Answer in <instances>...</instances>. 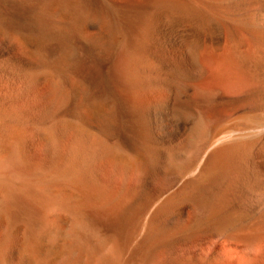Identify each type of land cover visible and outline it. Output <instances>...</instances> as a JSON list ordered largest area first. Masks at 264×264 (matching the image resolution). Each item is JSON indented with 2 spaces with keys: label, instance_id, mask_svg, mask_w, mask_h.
Here are the masks:
<instances>
[{
  "label": "bare ground",
  "instance_id": "bare-ground-1",
  "mask_svg": "<svg viewBox=\"0 0 264 264\" xmlns=\"http://www.w3.org/2000/svg\"><path fill=\"white\" fill-rule=\"evenodd\" d=\"M13 1L0 0V19L15 29V11L27 7L14 11ZM103 1L81 0L94 11ZM111 3L126 22L127 44L84 40L77 29L66 40L58 33L65 42L55 36L44 51L64 46L66 72L52 66L39 83L45 90L35 89L12 42L0 39V133L23 129L22 150L30 145L52 177L36 203L48 212L47 231L40 225L13 236L3 228L1 251L18 245L15 264H264V0ZM25 19L22 30L33 34L32 16ZM66 75L79 77L86 100L108 103L93 133L69 124L86 118L69 121L80 94ZM1 167L0 217L12 205L11 220L27 224L33 185L11 194Z\"/></svg>",
  "mask_w": 264,
  "mask_h": 264
},
{
  "label": "rangeland",
  "instance_id": "rangeland-1",
  "mask_svg": "<svg viewBox=\"0 0 264 264\" xmlns=\"http://www.w3.org/2000/svg\"><path fill=\"white\" fill-rule=\"evenodd\" d=\"M27 1V2H26ZM73 1H74V3H73ZM77 1V0H76ZM75 0H14L13 1V4H12V7H13V9H14V11L16 10V8L18 9V7H20V6H24V7H27V8H23L24 9V11H25V14H26V12H27V14H26V16H28L29 17V15L31 14V16H32V18H33V24H34V27H33V34H29L28 33V31L27 30H22V28L24 27L25 29H26V27H25V24H26V19L25 18H27V19H29L28 17H26L25 16V14H24V11H23V13L22 12H20V14L18 15V11H17V13H16V11H15V16L17 15L18 16V18H17V16H16V18L14 17V21H13V25H18V26H20L19 24L20 23H22V25L24 24V26H20L21 28H19L17 25H16V28L14 29V27L15 26H11V24H10V21L8 20V19H0V23L3 25V27H1L2 25L0 24V39L1 40H6L5 41V43H9V42H12L11 44H13L14 45V54L13 55H16V54H19L18 56H21L23 59L25 58V62H24V64H26V65H24L25 66V68H26V71L28 70V69H30L32 72H33V84H34V86L36 85V87H35V89L37 90H39V88H41L42 90H45V87L43 88V85L41 86V84H39L40 83V81H41V79H44L45 77H47V72H49L51 69H52V66L54 67L53 69H55L56 67H57V71H58V73L60 74V75H64L65 74V70H66V50H65V47L63 46V47H61V49L58 51V52H56V54H54V55H50V54H48V53H46L45 51H44V48H45V46L47 45V44H50L56 37L55 36H58V38H56L57 40L59 39L60 41L63 39H67L66 37H68V35L71 33V31H73L74 33H75V30H76V32L81 36V37H84V38H82V39H84V40H89V41H95V39H99V40H102L101 42H107V43H105V44H109V45H113L112 47H118L119 46V44H120V46H122V44L124 43H126L127 44V42L129 41V31H128V28L126 27V22H125V20H120V19H118L117 17H116V15H115V11H113V9H114V7L112 6V3H111V0H104L103 2H105V4L103 3V8L101 9V8H99V9H101L100 11L99 10H96L95 9V11L94 10H91L90 8H87L86 7V5L85 4H83V2H81V0H78L77 2H76ZM18 2V3H17ZM31 2V3H30ZM42 2V3H41ZM64 2V3H63ZM76 2V3H75ZM108 2H109V4H108ZM15 3V4H14ZM20 3H22V4H20ZM69 3V4H68ZM79 3V4H78ZM18 4V5H17ZM36 4V5H35ZM74 4V5H73ZM31 5V6H30ZM22 6V7H23ZM80 6V7H79ZM31 7V8H30ZM33 7V8H32ZM75 7V8H74ZM79 9H77V8ZM84 9H83V8ZM105 7V8H104ZM28 8H29V11H27L28 10ZM87 9V10H86ZM90 9V10H89ZM94 9V8H93ZM46 10V11H45ZM104 10V11H103ZM33 11V12H32ZM71 11V12H70ZM79 11V12H78ZM99 11V12H98ZM108 11V12H107ZM75 12H77V13H75ZM81 12V13H80ZM86 12V13H85ZM47 13H49V14H47ZM104 13V14H103ZM24 14V16H25V18L24 17H22V15ZM44 14V15H43ZM83 15V17H84V19H83V17H82V15ZM91 14V15H90ZM77 15V16H76ZM99 15V16H98ZM19 16H21L22 17V20H24V21H19V23H16V21L18 22V20H19V18H20V20H21V17H19ZM46 16V17H45ZM57 16V17H56ZM82 18H81V17ZM98 16V17H97ZM111 16V17H110ZM41 17H43L42 19H41ZM49 19V20H47V19ZM56 18V19H55ZM79 18V19H78ZM109 18V19H108ZM54 19V20H53ZM6 20V22H4ZM36 20V21H35ZM47 20V21H46ZM58 20V21H57ZM60 20V21H59ZM84 20V21H83ZM121 22H120V21ZM38 21H40V22H38ZM43 21V22H42ZM61 21H62V23H61ZM64 21V22H63ZM109 21H110V23H109ZM15 22V23H14ZM29 22H30V20H29ZM48 24H47V23ZM53 22V23H52ZM72 22V23H71ZM112 22V23H111ZM123 22H125V24L123 23ZM7 23V24H6ZM27 23H28V21H27ZM44 23V24H43ZM61 23V24H60ZM71 23V24H70ZM117 23V24H116ZM38 25V27H37V25ZM46 24V25H45ZM56 24V25H55ZM58 24V25H57ZM64 24H65V27H63L64 26ZM74 24V25H73ZM50 25V26H49ZM55 25V26H54ZM60 25V26H59ZM69 25V26H68ZM92 25V26H91ZM109 25H110V27H109ZM125 25V26H124ZM4 26H5V28H4ZM9 26H11L12 27V30L10 29L11 27H9ZM66 26H68L67 28H66ZM115 26V27H114ZM46 27V28H45ZM52 27V28H51ZM55 27V28H54ZM120 27V28H119ZM4 28V29H3ZM23 28V29H24ZM38 28H42V29H37ZM61 28V29H60ZM63 28V29H62ZM70 29V31H69V29ZM74 30H73V29ZM6 29V30H5ZM20 29H21V32H20ZM57 29H59V31H57ZM114 29V30H113ZM119 29H120V31H119ZM10 30V31H9ZM15 30H17V31H15V33H14V31ZM49 30H51V31H49ZM56 30V31H55ZM65 30V31H64ZM68 30V31H67ZM2 31H4V34H3V32ZM7 31H9V32H7ZM12 31V32H11ZM19 31V32H18ZM37 31V32H36ZM43 31V32H42ZM55 31V32H54ZM112 31V32H111ZM128 31V32H127ZM6 32L8 33V34H6ZM39 32V33H38ZM51 32V33H50ZM55 34H54V33ZM65 32H69V34H67V33H65ZM100 32V33H99ZM107 32V33H106ZM123 32H124V34H123ZM24 33H26V34H23ZM36 33V34H35ZM40 33H42V34H40ZM46 33H49V35L48 34H46ZM54 35H53V34ZM61 33V35H60V37L62 38V39H60V37H59V34ZM64 33H65V35H64ZM114 33H116V34H114ZM120 33V34H119ZM6 34V35H5ZM15 34H16V36H15ZM40 34V35H39ZM99 34V35H98ZM101 34V35H100ZM113 34V35H112ZM4 35V36H3ZM90 35V36H89ZM95 35V36H94ZM105 35V36H104ZM7 37V39H6V37ZM62 36H64V37H62ZM86 36H87V38L88 37H90V38H86ZM92 36H94L95 37V39H94V37H92ZM97 36V37H96ZM5 38V39H3V38ZM10 39H9V38ZM52 37H54V38H52ZM105 37V38H104ZM50 38H52V39H50ZM93 38V40H90V39H92ZM107 38V39H106ZM9 39V40H8ZM42 39V40H41ZM103 39L105 40V41H103ZM12 40H14V42L12 41ZM61 41V42H65V41ZM107 40V41H106ZM120 41V42H119ZM45 42V43H44ZM110 42V43H109ZM10 44V43H9ZM123 44V45H124ZM44 46V47H43ZM119 46V47H120ZM19 48V49H18ZM44 51V52H43ZM18 52V53H17ZM43 53V54H41V53ZM65 53L64 55L63 54H61L62 56H60V54H57V53ZM16 53V54H15ZM39 53V54H38ZM25 54V55H24ZM30 56H29V55ZM47 54V55H46ZM8 55H9V53H8ZM58 55L60 56V57H58ZM25 56V57H24ZM29 56V57H28ZM28 57V58H27ZM30 57H31V60H30ZM44 57V58H43ZM51 57V58H50ZM56 57H58V59L60 60V61H58V59L56 58ZM63 57H64V59H63ZM50 58V59H49ZM54 58V59H53ZM52 59V60H51ZM27 60V61H26ZM33 60V61H32ZM43 60V61H42ZM57 60V61H56ZM63 61V62H62ZM65 61V62H64ZM52 62V63H51ZM56 64H55V63ZM44 65H45V67H44ZM50 65H51V67H50ZM0 66H2V62H0ZM32 69H31V68ZM38 67V68H37ZM47 67H49V68H47ZM36 68V69H35ZM39 70V71H38ZM36 71V72H35ZM60 71V72H59ZM62 72V73H61ZM36 74V75H35ZM65 76V75H64ZM66 76H68V75H66ZM69 76H70V78H69ZM68 77H65V80L67 81V83L69 82V85L71 86V88L73 89V91L78 95V94H80L81 93V90L83 91V89H84V84H83V82H80V80L76 77V76H73V78H72V76L71 75H69ZM66 78H68V79H66ZM37 80V81H36ZM34 81H36L35 83H34ZM0 82H1V80H0ZM38 82V83H37ZM37 85H39V88H38V86ZM3 88V87H2ZM1 88V89H2ZM40 89V90H41ZM41 90V91H42ZM40 91V92H41ZM78 91H80V92H78ZM82 94V93H81ZM78 95L75 99V103H74V108H73V115L75 116H73L69 121H71V120H74L75 121V119L77 120V118L78 117H84L83 119H85V123H83V124H77V121H75L76 122V125H75V123H72L71 124V122L69 123L70 125H74V128L76 127V128H79L80 130H82L83 129V127L85 128V129H83V130H85L84 132H87V133H89L91 130L93 131V129H95L94 127L96 126V124H98V122H97V120L99 119V117L100 116H102V115H104L107 111H108V108H109V106H108V103L107 102H101L102 103V105L99 103V102H96V100L94 101V100H86L85 98H84V96H82V95ZM82 96V97H81ZM79 97V98H78ZM82 98H84V99H82ZM81 99V100H80ZM79 100V101H78ZM84 100V101H83ZM86 101V102H85ZM93 102V103H92ZM95 102V103H94ZM87 103V104H86ZM100 105V106H99ZM105 105V106H104ZM85 106V107H84ZM89 107V108H88ZM99 107V108H98ZM102 109H101V108ZM77 108V109H76ZM100 109V110H99ZM107 110V111H106ZM81 113V114H80ZM63 114V113H62ZM67 114V113H66ZM65 116V115H64ZM77 116V117H76ZM75 118V119H74ZM68 119V118H67ZM73 121V122H74ZM95 121V122H94ZM94 123H96L95 125H94ZM86 124V125H85ZM89 124H91V125H89ZM79 125V126H78ZM92 125H94V126H92ZM16 126V127H15ZM93 127V129L91 128V127ZM2 126H1V123H0V131L2 130V128H1ZM73 127V126H72ZM18 128H19V130L17 129V125H14V127L13 126H11V128L8 130V131H6L5 130V132H1L0 133V141H2L1 142V144H0V158H1V160L3 159L5 162H7V164L6 163H2V164H6L5 165V167H1V169H3V172L4 171H7V172H5V173H2V181H4V183H6V186L8 185L9 187H7L8 188V191H10V193L11 194H13V195H15V188H17V187H21V185H24V186H26V187H30L31 186V184L33 185V186H31V188L33 187V193H35V194H33V197H35V198H33V208H36V209H33V212L32 211H27V213H28V215H27V213L26 212H24L23 213V216L25 215V216H28L27 218L25 217V219H27L28 220V222H27V220H26V222H27V224H21V223H18V221H16L15 222V220H11L12 218H11V214H10V212L8 211V209L9 208H12V205H10V206H8V209H7V212H6V216L4 217V219H2L3 217H0V233H1V231H2V229L3 230H5L8 234L11 232V235H13V236H16V235H20V233H21V235L22 234H24V232H27V231H32L33 230V232H36V231H38V230H40L41 229V231H42V233H44V232H46L47 230L45 229V223H44V221L46 222V217L47 218H49L48 216V212L47 211H44L43 210V208H42V206L40 205V207H38L37 205H36V203L38 202V199H39V203L41 204V202L40 201H44V198L42 197L47 191L46 190H44V188H45V185L46 184H48L51 180H52V177H51V174L50 173H47L48 171L45 169V167H43L42 168V170H41V168H40V166H38L37 165V162H36V160H35V158L33 157V154H32V148H31V146L29 145V147H27V146H24V148L26 149V148H28L29 150H30V148H31V150H30V152H29V150L27 151V152H24L23 150H22V146H21V143H20V141H22L23 139H26V138H23V137H26L27 135H26V132L23 130V129H21L19 126H18ZM15 129V130H14ZM17 129V130H16ZM78 129V130H79ZM20 130H23V132L21 131V132H19ZM82 130V131H83ZM87 130V131H86ZM4 131V130H3ZM15 131H18V132H16L17 133V138H16V136H15ZM90 132V133H93V132ZM6 132H8L7 134H5ZM10 132H12V133H10ZM21 133H23V134H21ZM2 134V135H1ZM5 134V135H4ZM9 134H11V136L9 135ZM20 134V135H19ZM13 135V136H12ZM26 135V136H25ZM5 136V137H4ZM8 136H9V138H8ZM15 136V137H14ZM19 136V137H18ZM46 138L48 139L49 138V134L48 133H46ZM2 137H3V140H1L2 139ZM6 138V139H5ZM7 138H8V140H7ZM10 138H11V141H9L10 140ZM15 138V139H14ZM21 138H23V139H21ZM7 140V141H6ZM4 142H6L5 144L6 145H4ZM8 143H10V144H8ZM20 144V145H19ZM27 145V144H26ZM2 146V147H1ZM6 146H7V148H6ZM11 146V147H10ZM10 147V148H9ZM13 147V148H12ZM19 149V150H18ZM24 149V150H25ZM21 151L23 152L22 154H21ZM27 153H29V155L27 154ZM25 154H26V156L27 157H29V158H27L26 156H25ZM13 156V157H12ZM31 156V157H30ZM27 158V159H26ZM4 161H0V162H4ZM9 163L11 164V165H9ZM1 164V165H2ZM18 164H20V165H18ZM7 166V167H6ZM10 167H11V169H10ZM5 168V169H4ZM17 170H16V169ZM13 169V170H12ZM46 170V171H45ZM8 175H7V174ZM4 174H6L8 177H9V179L7 180L6 178H7V176L5 175L4 176ZM51 177V178H50ZM14 180H12V179ZM11 180V181H10ZM12 182V183H11ZM48 182V183H47ZM11 183V184H10ZM20 183V184H19ZM46 183V184H45ZM27 184L29 185V186H27ZM45 184V185H44ZM12 186V187H11ZM35 186V187H34ZM15 187V188H14ZM7 188H5L4 187V189L3 190H6ZM11 188V189H10ZM35 188H36V190H35ZM38 188L40 189V190H38ZM10 189V190H9ZM44 190V192L42 193V194H40L42 191L41 190ZM68 192H70V194L71 195H73V198H75V197H77V195H78V200H81V199H84L86 202L87 201H94V198H93V196H92V194L91 193H88L87 191H86V193H85V191H82V195L80 194V190H77L79 193H77L76 191H75V189H70V188H67L66 189ZM8 191H4V192H6V193H4L5 194V196L7 197V199H9L10 200V202H7V203H11V200H12V198H10V196L12 197V195L8 192ZM75 191V192H74ZM39 192V193H38ZM7 193H9V194H7ZM37 193H38V195H37ZM86 195H85V194ZM37 195V196H36ZM39 196H41V197H39ZM45 196V195H44ZM39 197V198H38ZM93 199H92V198ZM41 198V199H40ZM37 200V201H35V200ZM8 200V201H9ZM35 201V202H34ZM35 203V204H34ZM39 203H37V204H39ZM90 203H94V202H90ZM35 206V207H34ZM37 206V207H36ZM44 212H43V211ZM47 213V214H46ZM43 214V215H42ZM10 215V216H9ZM8 217V218H7ZM10 217V218H9ZM42 218H45V219H43L42 220ZM40 219L42 220V221H40ZM9 220L10 221H12L11 223L9 222ZM48 220V219H47ZM31 221V222H30ZM16 224H15V223ZM40 222H41V224H40ZM31 223V224H30ZM39 223V224H38ZM14 224V225H13ZM27 225V226H26ZM30 225V226H29ZM42 226V227H40V229H39V226ZM44 225V226H43ZM5 226V227H4ZM26 226V227H25ZM29 226V227H28ZM38 227V228H37ZM44 227V228H43ZM6 228L8 229V230H6ZM9 229H10V232H9ZM37 229V230H36ZM43 229H44V232H43ZM36 230V231H35ZM39 232V231H38ZM15 234V235H14ZM12 236V237H13ZM95 243V242H94ZM12 244H14V243H12ZM15 245V244H14ZM8 246L7 248H5V250L4 251H1V249H0V258H1V261L3 262V264H15V261L16 260H13V257L15 258L16 256H17V258H15V259H18V255H19V247L16 249V246H18V245H16V246ZM11 247V248H10ZM98 247H102V245H98ZM15 250H14V249ZM45 250H47V249H45ZM46 252V253H45ZM53 252V251H52ZM52 252H51V255H52ZM49 254V251L47 252V251H43L42 252V254H43V256L45 255V258H46V256ZM16 254V255H15ZM47 254V255H46ZM4 255V256H3ZM50 255V254H49ZM9 256V257H8ZM4 257V258H3ZM51 260V258L50 257H48V260ZM13 261V262H12ZM161 264H168V263H164L163 261L162 262H160ZM159 262H158V264H160ZM0 264H1V262H0Z\"/></svg>",
  "mask_w": 264,
  "mask_h": 264
}]
</instances>
